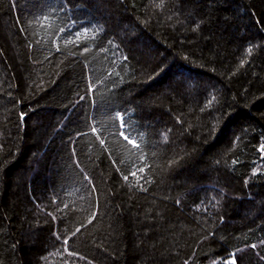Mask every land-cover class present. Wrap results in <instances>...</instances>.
Segmentation results:
<instances>
[{"label": "trees", "instance_id": "16d2710c", "mask_svg": "<svg viewBox=\"0 0 264 264\" xmlns=\"http://www.w3.org/2000/svg\"><path fill=\"white\" fill-rule=\"evenodd\" d=\"M261 145L264 0H0V264H264Z\"/></svg>", "mask_w": 264, "mask_h": 264}, {"label": "snow or ice", "instance_id": "6c2138e0", "mask_svg": "<svg viewBox=\"0 0 264 264\" xmlns=\"http://www.w3.org/2000/svg\"><path fill=\"white\" fill-rule=\"evenodd\" d=\"M60 31L63 32V31H65V29L64 28H61ZM76 38L78 40L80 38V36L77 35ZM251 52H252V49L249 48L248 49V53L251 54ZM241 63L243 64V63H245V61L242 60ZM119 118L121 119L120 128L118 129L119 135L122 136L124 138V140L127 141L128 144L133 145L134 147H139V144L136 141V137L130 131L127 130L128 126H127V122L124 120V117L123 116H120ZM92 132L93 133H97L98 132V129L97 128H92ZM137 135H139V134H137ZM166 140H167V136H165V141ZM100 142H101V144H104V140L103 139H101ZM260 150L261 151H264V145H261V149ZM234 163H235V161H234ZM138 171L141 172V173L144 172V167H140L138 169ZM130 175L136 176L137 177V180L140 179V177L137 176V171H135V170L132 171L130 173ZM85 179H88V178L85 177ZM123 179L125 180V182H128L129 184H131V182L129 181V175H124L123 176ZM94 218H95V213L93 214V219ZM89 222L91 223V220ZM79 230L80 229H77V231H79ZM64 243L67 244L68 241L65 240ZM252 247H256V245H252ZM69 255H73V253L69 252ZM226 264H237V261H236V258H235V254H233V256H232L231 259H229V260L226 261Z\"/></svg>", "mask_w": 264, "mask_h": 264}]
</instances>
